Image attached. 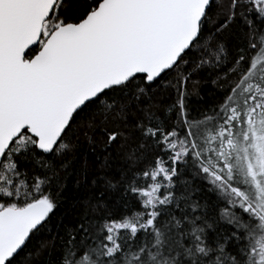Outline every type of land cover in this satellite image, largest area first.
Segmentation results:
<instances>
[{
    "label": "snow or ice",
    "instance_id": "snow-or-ice-1",
    "mask_svg": "<svg viewBox=\"0 0 264 264\" xmlns=\"http://www.w3.org/2000/svg\"><path fill=\"white\" fill-rule=\"evenodd\" d=\"M0 264H264V0H0Z\"/></svg>",
    "mask_w": 264,
    "mask_h": 264
},
{
    "label": "trees",
    "instance_id": "trees-1",
    "mask_svg": "<svg viewBox=\"0 0 264 264\" xmlns=\"http://www.w3.org/2000/svg\"><path fill=\"white\" fill-rule=\"evenodd\" d=\"M209 87H210V85H209ZM193 100H194V102H195V98H193Z\"/></svg>",
    "mask_w": 264,
    "mask_h": 264
}]
</instances>
